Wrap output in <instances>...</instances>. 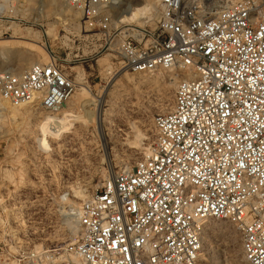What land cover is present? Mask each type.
<instances>
[{
	"label": "built area",
	"instance_id": "2783aa9c",
	"mask_svg": "<svg viewBox=\"0 0 264 264\" xmlns=\"http://www.w3.org/2000/svg\"><path fill=\"white\" fill-rule=\"evenodd\" d=\"M82 32L128 72L182 65L148 154L112 173L77 213L72 241L9 252L0 264H197L206 219L239 234L245 264H264V0H154L153 26L112 23L117 0H61ZM76 89L48 61L0 72V102L53 109Z\"/></svg>",
	"mask_w": 264,
	"mask_h": 264
},
{
	"label": "rangeland",
	"instance_id": "374dc122",
	"mask_svg": "<svg viewBox=\"0 0 264 264\" xmlns=\"http://www.w3.org/2000/svg\"><path fill=\"white\" fill-rule=\"evenodd\" d=\"M152 1L120 0L112 20L120 10ZM210 1L214 11L236 0ZM74 10L61 0H0V72L26 71L31 54L45 59L32 39L56 57L76 85L73 98L50 110L33 102L12 115L0 105V241L9 252L72 241L78 228L66 213L112 172L131 168L148 154L152 120L168 92L172 105L173 76L157 68L126 71L127 79L116 53L98 49V35L91 40L82 32ZM147 16L130 23L151 28L154 9ZM98 108L113 109L102 137ZM210 221L227 230H208L202 250L207 259L197 264H245L235 225Z\"/></svg>",
	"mask_w": 264,
	"mask_h": 264
},
{
	"label": "bare ground",
	"instance_id": "6f19581e",
	"mask_svg": "<svg viewBox=\"0 0 264 264\" xmlns=\"http://www.w3.org/2000/svg\"><path fill=\"white\" fill-rule=\"evenodd\" d=\"M119 1L120 0H117V3L111 8L113 9L114 7H117L118 4H119ZM71 7V6H70ZM72 8V7H71ZM151 9H156V4L154 2V0L150 3H138L136 4V6H133V7H129L128 9H123V10H120L116 15H114V18L112 20V23L114 26H118L120 23L122 22H126V23H130V22H138L140 21L141 19H148L150 16H147L148 13H150V10ZM76 11V10H74ZM77 12V11H76ZM142 21V20H141ZM31 41V45L33 46H38V48L40 49V51L43 52V54L45 53V59L40 62L41 60L39 59H36V57L31 54L29 55L28 57V60L31 61V65L33 64H36V63H44L46 58H48V51L45 50L44 48H42L41 46H39L37 44L36 41L32 40V39H28V41ZM33 46V47H34ZM4 50L5 53H10L11 52V49L10 50H6V48L2 49ZM121 62V61H120ZM19 65V64H18ZM57 65L58 67L64 72V74H66L67 76H69L64 70L63 68L61 67L59 61H57ZM17 68H20L21 66H16ZM158 69L160 70H163L164 73H167L168 75H171L173 76V82H172V85L173 87L176 86L178 80L184 76H187L189 74V71L188 69H186V67H183L182 65H174V66H171V67H159ZM122 73H123V76L126 77L127 79H131L130 78V75L128 73H126V71H123L122 70ZM139 74V73H138ZM180 75H183L182 77H180ZM175 90V89H174ZM170 93L168 92V94L166 95L161 107H160V111L164 112L166 110H169L170 109ZM71 97L73 98L74 95H71ZM98 101H100V103L103 102L102 99H98ZM64 103V101L62 102ZM62 103H60L59 106L62 105ZM0 105L2 107H7V109L9 110V112L12 114V115H15L18 112V110L20 108H25L26 106H29L31 105V102H25V103H21L19 105H14V104H11L9 103L8 101H1L0 102ZM33 105V104H32ZM6 109V108H5ZM25 111V110H24ZM112 111L113 109H102V108H98L97 110V113H96V125H97V128H98V133L100 134V136L102 137V133H101V128H102V124H106L108 123V121L110 120V116L112 115ZM144 149V148H143ZM113 173V172H112ZM106 180V179H105ZM83 194V193H82ZM85 194V193H84ZM77 196H79V194H77ZM86 196H83L82 195V198L84 199ZM89 199V196L87 198H85L83 200V202H81L79 204V206L75 209L74 206L71 207L69 209V211L66 213L68 214L69 216L71 217H74L75 218V221H76V225H77V228H78V232H79V227H78V222H77V213L79 212V210L81 209L82 205L85 203V201H87ZM218 219V218H216ZM209 220L211 219H206L203 223V226H202V232H201V242H202V248H201V251H200V254H199V259H207L206 257H204V253H202V250L204 248V246H206V241L208 239V236L210 237L211 233H209V229H214V228H224L223 230H227L224 226H221L219 223H214V221H210V222H213L212 224H208L206 222H208ZM215 230V229H214ZM219 230V229H218ZM220 231V230H219ZM222 231V230H221ZM77 232V234H78ZM208 233L210 235H208ZM226 233V232H224ZM228 234V233H227ZM37 246V245H36Z\"/></svg>",
	"mask_w": 264,
	"mask_h": 264
}]
</instances>
